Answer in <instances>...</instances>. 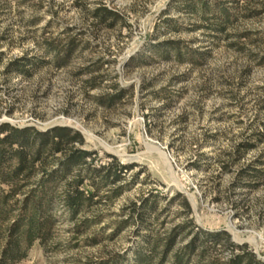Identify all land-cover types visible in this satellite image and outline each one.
Wrapping results in <instances>:
<instances>
[{
    "label": "rangeland",
    "instance_id": "1",
    "mask_svg": "<svg viewBox=\"0 0 264 264\" xmlns=\"http://www.w3.org/2000/svg\"><path fill=\"white\" fill-rule=\"evenodd\" d=\"M218 1L236 17L220 38L194 28L199 17L172 0H0V123L70 126L97 152L96 165L109 154L134 164L122 182L131 185L85 213L97 223L78 231L58 203L45 242L37 239L15 264L129 256L142 238L136 223L118 227L130 220L131 202L151 192L166 196L157 211L169 207L154 228L182 221L180 200L169 202L181 192L199 226L225 230L264 257V177L256 186L237 177L264 160V141L234 159L236 145L264 127V0ZM104 5L118 19L97 18ZM167 38L181 41L185 60L157 55L152 45ZM72 42L66 63L57 64ZM22 56L36 62L30 76L2 73ZM214 253L231 255L222 246Z\"/></svg>",
    "mask_w": 264,
    "mask_h": 264
},
{
    "label": "trees",
    "instance_id": "2",
    "mask_svg": "<svg viewBox=\"0 0 264 264\" xmlns=\"http://www.w3.org/2000/svg\"><path fill=\"white\" fill-rule=\"evenodd\" d=\"M172 2L198 16L201 22H195L193 27L210 30L212 38H220L236 19L232 6L218 0ZM93 13L101 20L120 16L105 5ZM74 47L73 42L64 47V57H56L57 64L66 63ZM152 48L167 60H185V51L178 39L167 38L153 44ZM51 50L57 49L49 45L47 51ZM199 54L203 56L204 52ZM35 64L30 57H18L7 62L2 73L30 76ZM263 141L264 127L252 134V140L236 145L234 159L240 160L247 150ZM85 143L80 130L66 125L42 130L35 126L0 123V264H15L28 255L37 239L45 242L58 203H62L64 210L76 220L75 229L83 231L99 221V216H86L87 211L98 203L113 201L131 185L122 182L133 163H122L117 156L109 154L110 161L96 165L97 152L84 148ZM263 164V159H257L241 168L237 177L249 180L243 182L248 186H256L257 179L264 177V167L259 166ZM160 198L166 196L151 192L140 202H131L130 220L121 223L118 230L126 223H136V233L142 240L132 248L129 256L117 255L88 264H264V259L248 244L234 242L229 232L199 226L190 200L181 192L169 202L180 200L182 221L167 230L165 221L159 224L162 229L154 228L155 221H159L161 213L169 208L157 211ZM181 240L187 241L176 247ZM218 246L229 249L231 255L223 259L222 255L214 253Z\"/></svg>",
    "mask_w": 264,
    "mask_h": 264
},
{
    "label": "water",
    "instance_id": "3",
    "mask_svg": "<svg viewBox=\"0 0 264 264\" xmlns=\"http://www.w3.org/2000/svg\"><path fill=\"white\" fill-rule=\"evenodd\" d=\"M261 258H263L264 259V257L263 256H261V255H259Z\"/></svg>",
    "mask_w": 264,
    "mask_h": 264
}]
</instances>
